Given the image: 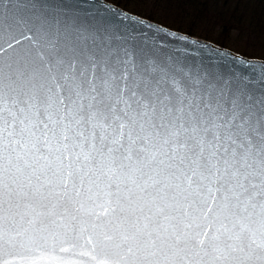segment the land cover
Listing matches in <instances>:
<instances>
[{
    "label": "snow or ice",
    "instance_id": "obj_1",
    "mask_svg": "<svg viewBox=\"0 0 264 264\" xmlns=\"http://www.w3.org/2000/svg\"><path fill=\"white\" fill-rule=\"evenodd\" d=\"M39 5L0 0V52L28 41L0 55V264H264V62L162 58Z\"/></svg>",
    "mask_w": 264,
    "mask_h": 264
},
{
    "label": "water",
    "instance_id": "obj_2",
    "mask_svg": "<svg viewBox=\"0 0 264 264\" xmlns=\"http://www.w3.org/2000/svg\"><path fill=\"white\" fill-rule=\"evenodd\" d=\"M37 12L55 17L69 25L81 28H107L133 38L136 43L148 45L159 57H176L187 63H222L237 73H248L249 68L241 64L249 60L259 66L263 59H255L238 54L211 41L170 29L152 20L132 14L106 0H40ZM151 27H148V25ZM165 31H158L157 29ZM7 41V37L5 38ZM28 41L0 52L6 59L27 46ZM226 53H231L227 55ZM82 264H95L88 257L81 258Z\"/></svg>",
    "mask_w": 264,
    "mask_h": 264
},
{
    "label": "trees",
    "instance_id": "obj_3",
    "mask_svg": "<svg viewBox=\"0 0 264 264\" xmlns=\"http://www.w3.org/2000/svg\"><path fill=\"white\" fill-rule=\"evenodd\" d=\"M115 2V0H108ZM118 5H149L171 17L161 15L170 27L228 46L225 40L244 42L251 47L252 57L264 58V0H120ZM122 3V4H121ZM145 17L152 19L148 13ZM232 40V41H233ZM244 53V52H242ZM247 54V53H246ZM245 54V55H246ZM258 55V56H257ZM261 55V56H260Z\"/></svg>",
    "mask_w": 264,
    "mask_h": 264
},
{
    "label": "rangeland",
    "instance_id": "obj_4",
    "mask_svg": "<svg viewBox=\"0 0 264 264\" xmlns=\"http://www.w3.org/2000/svg\"><path fill=\"white\" fill-rule=\"evenodd\" d=\"M116 1L119 2V3L121 2L120 0H115V2L114 1L113 2L109 1V2L114 4V5H116V6H119V7L123 8L124 10H126V11H128V12H130L132 14H135V15L140 16V17L145 18V19H150V18L145 17L147 15L144 16V15L138 14V12H141L142 14L148 13V14H150L152 16L151 20H153L154 22L159 23V24H161L163 26H166V27H170L169 23L166 24L165 19H160L159 17H161V15H165L167 17H171L172 16L171 14L164 13L161 10L159 11L158 9H155V8H153V7H151V6L147 5V4L145 5V3H143L144 5H141V4L139 5V4H136V3L134 4L133 2H130L128 5H123L122 6V5H118L116 3ZM213 35H214V38L215 37H219L225 43H227L228 46H224V47L229 48L230 50L235 51V52H237L239 54H242V55H245L247 53L245 56L252 58L251 54H254V52L251 49V47H247L244 42L233 40V38H230V41L229 40H225L223 37H220L217 33H214ZM197 38L209 40L207 38H202V37H199V36H197ZM209 41L215 42L213 40H209ZM242 52H244V53H242ZM254 58H259V57H254ZM260 59H264V58L260 57Z\"/></svg>",
    "mask_w": 264,
    "mask_h": 264
},
{
    "label": "bare ground",
    "instance_id": "obj_5",
    "mask_svg": "<svg viewBox=\"0 0 264 264\" xmlns=\"http://www.w3.org/2000/svg\"><path fill=\"white\" fill-rule=\"evenodd\" d=\"M166 27V26H165ZM168 28H170V27H168ZM170 29H172V28H170ZM173 30H175V29H173ZM178 31V30H177Z\"/></svg>",
    "mask_w": 264,
    "mask_h": 264
}]
</instances>
